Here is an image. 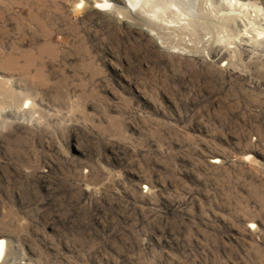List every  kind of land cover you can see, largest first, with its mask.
<instances>
[{
	"label": "rangeland",
	"instance_id": "obj_1",
	"mask_svg": "<svg viewBox=\"0 0 264 264\" xmlns=\"http://www.w3.org/2000/svg\"><path fill=\"white\" fill-rule=\"evenodd\" d=\"M95 1L0 0V264H264V0Z\"/></svg>",
	"mask_w": 264,
	"mask_h": 264
},
{
	"label": "bare ground",
	"instance_id": "obj_2",
	"mask_svg": "<svg viewBox=\"0 0 264 264\" xmlns=\"http://www.w3.org/2000/svg\"><path fill=\"white\" fill-rule=\"evenodd\" d=\"M81 2L82 5L83 1ZM120 2L122 5L111 0H96L95 6L109 9L145 26L166 45L175 47L176 45L180 46L182 42L185 45L192 43L194 40L187 38L186 34L189 30L194 31L193 35L199 37V26L202 21L201 18L204 17L202 7L204 0H121ZM228 2L230 8L237 4L233 0ZM7 244V240L1 237L0 260L8 255L7 246L9 245Z\"/></svg>",
	"mask_w": 264,
	"mask_h": 264
}]
</instances>
